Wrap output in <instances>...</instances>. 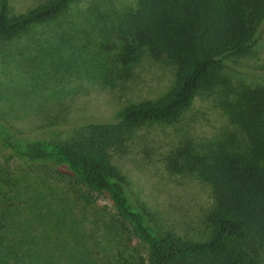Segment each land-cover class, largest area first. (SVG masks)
Here are the masks:
<instances>
[{
	"label": "trees",
	"instance_id": "trees-1",
	"mask_svg": "<svg viewBox=\"0 0 264 264\" xmlns=\"http://www.w3.org/2000/svg\"><path fill=\"white\" fill-rule=\"evenodd\" d=\"M78 1L43 0L13 15L0 0V44L49 22L74 27L75 16L93 36L91 67L107 73L95 81H124L147 57L171 72L172 85L114 117L74 124L59 140L0 121V264H263L264 73L235 81L227 66L264 34V0H135L126 9L89 0L72 10ZM196 97L224 121L200 139L181 124ZM154 126L174 132L149 133ZM120 157L137 172L158 168L169 205L138 199ZM54 193L65 197L68 222L48 210L44 197ZM45 214L57 234L36 240L21 217Z\"/></svg>",
	"mask_w": 264,
	"mask_h": 264
},
{
	"label": "rangeland",
	"instance_id": "rangeland-1",
	"mask_svg": "<svg viewBox=\"0 0 264 264\" xmlns=\"http://www.w3.org/2000/svg\"><path fill=\"white\" fill-rule=\"evenodd\" d=\"M40 1L43 0H9V14L25 13ZM113 2L125 9L135 6V0ZM87 5L89 0H81L75 6H70L74 10V7L80 9ZM74 18V27L64 24L58 27L57 23L49 22L31 28L11 42L0 44V121L9 123L26 136L62 139L74 124H80L88 118L114 117L127 105L156 99L172 85L171 72L147 57L140 59L131 76L124 81L111 86L95 81L94 76L105 77L107 73L101 69L96 72L91 67L89 59L93 50V36L91 33H82L81 28L89 27L77 24ZM32 37H39L40 43L29 44ZM231 61L233 66L228 65L227 68L233 80L247 83L261 80L264 73V34L249 55L232 57ZM181 124L200 139L220 131L224 121L206 100L196 97L191 107L183 113ZM163 131L168 134L174 132L170 126H154L148 130L155 135ZM117 160L119 168L132 181L131 190L138 199L163 207L169 205L167 192L157 183L161 176L158 168L137 172L136 161L131 157H120ZM19 163L18 160L11 161L12 168L17 171L21 169ZM44 198L48 210L59 213L62 221H69L70 214L64 195L54 193ZM96 198L113 211L111 204L102 195ZM41 209L44 211L47 207ZM44 216L45 219L40 222L21 217L22 220L26 219L22 222L27 224L25 228L28 234L36 240L57 234L56 229H49L53 222L51 215ZM90 224L88 218L83 222V227L88 229ZM145 264H150L147 259Z\"/></svg>",
	"mask_w": 264,
	"mask_h": 264
}]
</instances>
